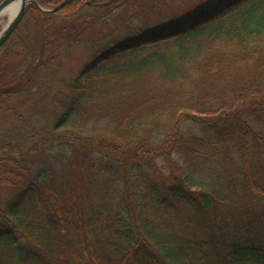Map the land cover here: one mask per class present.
<instances>
[{"label": "trees", "instance_id": "1", "mask_svg": "<svg viewBox=\"0 0 264 264\" xmlns=\"http://www.w3.org/2000/svg\"><path fill=\"white\" fill-rule=\"evenodd\" d=\"M121 2H28L0 104ZM159 44L164 68L120 62ZM65 87L49 110L4 107L0 264H264V0L111 42Z\"/></svg>", "mask_w": 264, "mask_h": 264}, {"label": "rangeland", "instance_id": "2", "mask_svg": "<svg viewBox=\"0 0 264 264\" xmlns=\"http://www.w3.org/2000/svg\"><path fill=\"white\" fill-rule=\"evenodd\" d=\"M217 0H122L120 6L111 13L95 20L83 32L82 36L70 48L64 50V44L55 45L48 54H55L54 60L44 64L38 69L36 88H26L22 93L0 104V136L8 134V129L13 125L14 119L4 111L6 106H17L24 116H28L38 103H46V108L51 106L50 98L54 92L66 89L65 84L76 77L79 69L98 50L106 48L109 43H121L135 37L140 33L155 31L168 26L185 17L193 15L203 7ZM6 14H0V31L8 23ZM150 49L127 56L120 62L150 61L161 63L169 62L171 55L166 53L164 45L159 44L155 52ZM40 103V104H41ZM38 114L40 121L46 122L47 118ZM4 197H9L8 190L3 191Z\"/></svg>", "mask_w": 264, "mask_h": 264}, {"label": "water", "instance_id": "3", "mask_svg": "<svg viewBox=\"0 0 264 264\" xmlns=\"http://www.w3.org/2000/svg\"><path fill=\"white\" fill-rule=\"evenodd\" d=\"M13 1L14 0H2L0 2V10H2L6 5H8L9 3ZM19 1H20V5H19V8L16 14L10 19V21H8L5 27L0 31V46L10 36V34L13 32L12 30H14L15 27L18 25V23L20 22V19L23 17L27 3L32 0H19Z\"/></svg>", "mask_w": 264, "mask_h": 264}, {"label": "bare ground", "instance_id": "4", "mask_svg": "<svg viewBox=\"0 0 264 264\" xmlns=\"http://www.w3.org/2000/svg\"><path fill=\"white\" fill-rule=\"evenodd\" d=\"M19 5H20V1L14 0L13 2L6 5L2 10H0L1 11L0 14H6L8 20L10 21V19L16 14Z\"/></svg>", "mask_w": 264, "mask_h": 264}]
</instances>
